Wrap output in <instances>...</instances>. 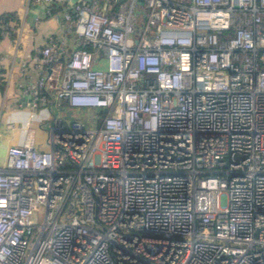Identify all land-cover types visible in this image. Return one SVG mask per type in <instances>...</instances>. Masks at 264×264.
<instances>
[{"label":"built area","instance_id":"1","mask_svg":"<svg viewBox=\"0 0 264 264\" xmlns=\"http://www.w3.org/2000/svg\"><path fill=\"white\" fill-rule=\"evenodd\" d=\"M63 18L76 47L28 55L0 264H264V0H81ZM53 102L93 113L40 150L31 123Z\"/></svg>","mask_w":264,"mask_h":264},{"label":"crops","instance_id":"2","mask_svg":"<svg viewBox=\"0 0 264 264\" xmlns=\"http://www.w3.org/2000/svg\"><path fill=\"white\" fill-rule=\"evenodd\" d=\"M70 1L66 0V3ZM66 3L53 4L52 13L46 11V16L39 18L37 12L32 15V8L37 6L42 9L43 5L34 4L32 0H0V19L4 18L6 22L0 34V168L6 163L8 149L24 143L29 132L27 123L31 97L23 93V86L34 82L39 77L40 69L30 61L28 55L35 54L51 36H66L69 53L77 45V36L68 32V24L63 18ZM66 59L63 57L61 64L56 65L52 71L60 72ZM23 63H27L25 68ZM48 71H51L50 68ZM48 110L51 115L45 124H39V118L31 123L35 127L33 143L40 150L48 148V130L53 123L61 121L63 125L69 126L74 119L87 123V117L93 113H77L68 109L66 103L54 102ZM45 128L47 133L38 140L37 133Z\"/></svg>","mask_w":264,"mask_h":264},{"label":"rangeland","instance_id":"3","mask_svg":"<svg viewBox=\"0 0 264 264\" xmlns=\"http://www.w3.org/2000/svg\"><path fill=\"white\" fill-rule=\"evenodd\" d=\"M99 67L104 68V63H101V64L99 65ZM99 125H100L99 121H96L95 124H94V127H95V128H98ZM41 131H42V132H38V133H37V138H38V140H39V139H42V137H44L45 134L47 133L46 128H45V130H41ZM37 220H38V222H41V221L43 220V210H42V209H41L40 214L38 215Z\"/></svg>","mask_w":264,"mask_h":264},{"label":"water","instance_id":"4","mask_svg":"<svg viewBox=\"0 0 264 264\" xmlns=\"http://www.w3.org/2000/svg\"><path fill=\"white\" fill-rule=\"evenodd\" d=\"M70 1V0H69ZM78 1H81V0H72L70 1L71 4L75 3V2H78ZM32 15L35 14L37 12V17L39 18H43L46 16V7L44 6V8L42 9H39L37 6L32 8Z\"/></svg>","mask_w":264,"mask_h":264}]
</instances>
